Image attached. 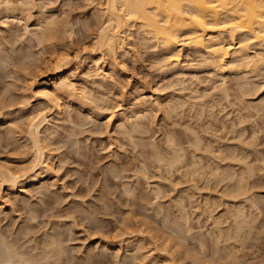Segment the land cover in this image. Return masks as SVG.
Wrapping results in <instances>:
<instances>
[{
	"label": "rangeland",
	"instance_id": "1",
	"mask_svg": "<svg viewBox=\"0 0 264 264\" xmlns=\"http://www.w3.org/2000/svg\"><path fill=\"white\" fill-rule=\"evenodd\" d=\"M100 2L0 0V175L31 176L30 122L44 112L42 145L55 156L53 175L43 163L23 191L0 177V264L11 249L25 260L14 264H264V46L250 42L258 71L229 59L220 72L204 49L182 43L177 63L134 26L110 56L98 46ZM59 63L85 102L61 100L63 120L32 87ZM146 96L162 108L121 118Z\"/></svg>",
	"mask_w": 264,
	"mask_h": 264
},
{
	"label": "bare ground",
	"instance_id": "2",
	"mask_svg": "<svg viewBox=\"0 0 264 264\" xmlns=\"http://www.w3.org/2000/svg\"><path fill=\"white\" fill-rule=\"evenodd\" d=\"M97 1H99V0H97ZM100 1L104 2L105 10L104 9L103 10L105 11L106 19H105V22H103L104 24L100 28L101 30L99 31L100 33L98 36L99 37V39H98L99 45L98 46L101 48L102 51L109 53L110 56L112 54L114 55L116 53L117 49H120V50L124 49V47H125V36H126L125 34L128 33L130 28L134 29V26H136V28L139 26L138 28H140V29H138V28L137 29L140 31L142 30L143 31L142 34L144 33V36H145V34H147V35L151 34L150 36L154 37L155 40H157L156 42H158V44H161L163 46L162 48H164L165 50L171 51L172 53L174 52L173 57H175V61L177 63L180 62V60H179L180 59L179 56L181 53L180 52V50H181L180 46L184 42L186 44H188L189 46L191 45V46H194L195 48H201L202 50L204 49L205 51H207L208 55L210 56V59L212 60L211 61V63L213 64L212 67L214 66V64H216L217 66H219L220 72H221L220 68L221 67L223 68L226 65L227 60H229V59H232V63L230 62L231 63L230 66L234 65L235 67L241 68L242 66H246V65L250 66L251 65V66H254L253 68H255V69H253L251 66L250 67L253 70H257V71H258V69H256V68L258 66L254 65V63L257 62L255 64H258V59H256V61H255V59H254V58H256L255 56L257 55L258 57H260L259 62L261 60L264 61V56H262L264 53L262 54L260 52V56L258 54H256L253 57L251 52H250L251 51V48H250L251 47L250 46L251 41H252L251 42L252 46H254L256 44L258 45V43L260 46H262L261 49H263V46H264V0H100ZM102 2H100V4ZM9 4L10 3L5 4L6 5L5 10H7V11L11 10L12 11L11 13L13 14V9H14V14H15V10H17V9L16 8L12 9L9 6ZM100 10H102V9H100ZM103 10H102V12H103ZM12 14H10V15H12ZM8 15L9 14H7V16ZM5 19H6V17H5ZM43 19L41 22H43ZM54 21H56V20L50 18V22H51L52 26H54V24H53ZM50 22L49 21H47V23L45 22L44 26H46V24L48 26V23H50ZM51 24H49V25L51 26ZM38 27H41L40 28V31H41L43 29L42 23H41V26H38ZM51 28L52 27H49L48 29L50 30ZM55 28L53 27L54 30H55ZM53 29H51V31ZM47 33H51V32H48V30H47ZM41 35H43V34L41 33ZM238 35H240L241 38H240L239 44L237 46L235 43H236V38ZM150 36H148V37H150ZM45 37L44 38L41 37L42 40L44 39L43 41H45ZM254 41H255V43H253ZM178 52H180V53H178ZM107 53H105V54H107ZM64 59L66 60V58H64ZM97 61H99V60H97ZM99 63H100V61L95 63L96 64L95 66H97L96 67V75L97 76L100 75V77H103V76H101V67H100ZM263 64H264V62H262L259 65L263 66ZM57 65H58V63H57ZM57 65L55 68H53L51 70V72L49 71L47 74L44 73V75L39 77V79L33 81V86H32L33 87V97H35L37 100H44V101H47V103L49 102V104H52L53 107L55 108L56 118H61L63 120V118L66 116V114H65L66 109H64L62 107L63 105L61 104V100L67 99L69 102H71L70 104L79 105V106H84L85 102L83 103V99H81L82 101L80 100V98H79L80 96L78 98L73 96L74 94H72V91H73L72 89L76 90L75 88H73V86L75 84L73 85L72 83H74V82H72V83L69 82V79L67 81L68 77L66 78V73H67L66 68L64 66H60L61 63H59V66H57ZM175 66H176V63H175ZM182 66H184V65H182ZM205 66H207V65H205ZM230 66H228V67L230 68ZM234 66H233V69H234ZM248 66H246V67H248ZM173 67H174V65H173ZM225 68H226V66H225ZM225 68H223V69H225ZM233 69H231V70H233ZM244 69H246V68H244ZM219 70H218V72H219ZM235 70H237V68ZM251 70H250V72L253 71V70L252 71ZM216 71H217V69H216ZM102 75H103V73H102ZM178 78H179V76H178ZM147 92H148V90H147ZM157 96H155V97H157ZM145 98L143 99V97H141L140 99L138 98L137 101L131 102V104L127 108V110H126V107L124 108L125 111L123 113H121L122 117H121V115H120V117L124 118L123 120H125L127 122L128 119H126V118L133 117V116H134V118H136L135 117L136 114H134V112L136 111L135 109H137L139 107L145 108V106L146 107L154 106V105H156L157 100L160 101L162 99L161 96L157 97L158 99L156 98L157 100H156L155 104L152 105L154 103V101L152 102V101L147 100V96ZM172 99L174 100V98H172ZM160 102H162V100ZM159 103H158V105L161 104V103L160 104ZM74 105H73V107H74ZM178 105H179V103H178ZM157 106H156V109L161 107V105L158 108H157ZM85 108H86V105H85ZM151 108H153V107H151ZM145 109H147V108H145ZM163 109H164V107H163ZM169 109L171 110V107H169ZM158 110H160V109H158ZM92 111H94V110H92ZM40 113L41 112H39V115H40ZM44 113H42L40 115V117L37 116L34 120L31 117V120H33L32 123L30 122V124H32V128H31V126H29L31 128L29 134H31L30 135L31 138L33 136V138L31 140H32V142L34 141L33 144L35 146V152H34L35 155L33 157L34 158V162H33L34 164L32 165V168L30 170L31 176L26 177V180H25L24 176H28L27 171L23 172L24 174H22V173L18 174V172L14 173V171L12 172V170L3 171L2 175H0V177L3 176L1 184L6 185V187H7L6 189L9 192L15 193L18 191H23L24 190V188H23L24 184H26L30 181L37 180L39 177L37 174H38L39 170L43 168L42 167L44 165L43 163H47L46 167L48 168V171H46V172L50 171V174H52V172H54V157H55L54 153L50 152L49 155H47V153H46L47 151H45V150L48 146L47 147H45L46 145L44 146V144L46 142L44 141L45 143L42 145V140H43L42 139V125H44L45 123H49L48 116H47V114H44ZM146 113H145V115H146ZM3 115L4 114H2V116ZM140 115H143V114H138L137 116L140 117ZM112 117H115V116L113 115ZM120 117H117V118H120ZM111 119H113V118H110L109 120H111ZM65 124H66V122H65ZM118 124H122V123H118ZM125 127L126 126H124V129H126ZM137 127H139V126H137ZM129 128L131 129V127H129ZM134 128L135 127H133V129ZM52 130H53V128H52ZM140 130H141V128H140ZM134 131H135V129H134ZM145 131H146V129H145ZM134 133H136V132H134ZM131 134L133 135V133H131ZM56 135L58 136V134H56ZM45 136H48V135H44V139H45ZM131 137L133 138V136H131ZM168 137H167V139H168ZM170 138H171V140L173 139L172 136ZM50 140L53 141L52 139H50ZM47 143H48V141H47ZM168 144H169V139H168ZM170 144L173 145L174 143H170ZM174 145H173V147H174ZM54 149H55V147H54ZM174 150H175V148H174ZM180 150H182V149L180 148ZM180 150H179V152H183ZM52 152H54V150ZM176 153L178 154V150H176ZM165 159H167V158H165ZM179 160H180V156L177 155L175 159H173L171 162L168 163V165H169L168 168H170V166H172L173 164H175V162H178ZM0 168L2 169L3 167H0ZM44 171H45V169H44ZM40 173H41V171H40ZM23 179L25 181H23ZM156 194H157V192H156ZM4 199L1 201L5 202ZM236 207H237V205H236ZM252 207H253V205H252ZM47 240H48V238H47ZM53 244H54V248H55V243H53ZM133 247H134V245H133ZM58 248H59V252L58 253L56 252L58 254L57 255L58 258H56V260L61 259V257L64 254L62 246L58 245ZM7 252L9 254V257L4 260V262H7L6 264H8V262H11L10 264H12V263L14 264L13 260L15 261L14 258H16V257H18L19 260L21 259L20 256H18L19 253L16 251V249L14 251H13V249H11ZM14 252H16V254ZM12 253H14V255H12ZM21 255L24 256L25 254L23 255L21 253ZM45 256H46V254H45ZM22 259H23V257H22ZM22 259H21V261L24 262L25 260L23 261ZM24 259H26V258H24ZM21 261H18V262H21ZM26 263L30 264V262H26Z\"/></svg>",
	"mask_w": 264,
	"mask_h": 264
}]
</instances>
